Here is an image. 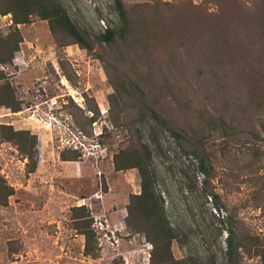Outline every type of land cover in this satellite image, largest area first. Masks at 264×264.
Segmentation results:
<instances>
[{"label": "rangeland", "instance_id": "rangeland-1", "mask_svg": "<svg viewBox=\"0 0 264 264\" xmlns=\"http://www.w3.org/2000/svg\"><path fill=\"white\" fill-rule=\"evenodd\" d=\"M59 1L87 47L38 14L15 24L0 10V36L16 28L21 36L16 50L0 47L9 59L0 63V264H162L148 235L129 227L138 218L132 195L142 191L139 168L128 167L134 151L153 170L179 264H264V120L234 99L248 89L228 47L229 106L213 82L220 0H123L128 27L115 0ZM103 20L115 30L110 40ZM3 125L38 135L36 171H26ZM75 149L80 160L61 159ZM80 205L98 232L97 258L75 228Z\"/></svg>", "mask_w": 264, "mask_h": 264}, {"label": "trees", "instance_id": "trees-1", "mask_svg": "<svg viewBox=\"0 0 264 264\" xmlns=\"http://www.w3.org/2000/svg\"><path fill=\"white\" fill-rule=\"evenodd\" d=\"M7 2V5H4ZM217 14L211 24V46L208 47V54L211 66L213 82L219 87L218 93L222 95L227 106L231 103L232 96L227 95L228 78L232 75L228 69L229 58L226 48L228 47L234 55L231 57L233 68L238 67V75L246 79L247 86L246 99L244 97H234L239 99L237 105L246 111L249 117L261 114V120H264V0H253V4H241L239 0H220ZM115 5L125 26H129L128 12L123 0H115ZM0 10L3 14L12 13L15 24L28 22L32 14H38L41 18L49 21L53 32L60 31L70 36L74 42L88 46L86 34L74 23L67 9L59 0H0ZM115 33L113 28H107L103 38L110 40ZM21 36L18 28L14 33L6 38L0 36V47L9 46V50H16L19 47ZM205 46L203 47L204 50ZM9 59L0 56V63L8 62ZM234 74V72H233ZM223 92V93H222ZM224 95V96H223ZM244 100V102H243ZM248 100V103H245ZM99 111V108H98ZM252 116H251V115ZM169 129L174 131L168 120L161 116L156 117ZM96 117H90L92 124ZM6 139L14 142L21 153L27 158L26 171L32 173L36 171L41 162V150L39 148V137L29 130H15L12 125H3ZM107 133L108 130L106 129ZM111 135V134H110ZM134 155V156H133ZM131 159L133 164L128 167H138L142 176V191L139 194H133L132 198L137 199V220L135 225L129 222V227L137 233H146L154 244V254H159L162 264H168L175 260L170 243L176 236V232L168 219L162 203L159 201V195L154 189V173L148 164L142 161L137 151L133 152ZM83 154L78 149L61 152V159L65 161L80 160ZM116 168L121 170L125 166L115 158ZM203 172L207 168L203 165ZM7 196L13 193L10 187ZM3 204H7L5 201ZM79 211L73 219L77 222L76 229L85 235V255L97 258L100 255L98 232L92 226L93 219L85 205L76 207ZM132 210V209H131ZM158 251L160 253H158ZM228 254L235 255L237 246L235 245L233 235L228 237ZM152 254V256L154 255Z\"/></svg>", "mask_w": 264, "mask_h": 264}, {"label": "built area", "instance_id": "built-area-1", "mask_svg": "<svg viewBox=\"0 0 264 264\" xmlns=\"http://www.w3.org/2000/svg\"><path fill=\"white\" fill-rule=\"evenodd\" d=\"M102 24L104 25L105 28H107L106 22H105L104 20L102 21ZM105 31H106V29L104 30V32H105ZM96 227H97V225H96ZM98 227H100L101 229H104V228H105V227H104V224H102V222H100V225H99ZM98 227H97V228H98Z\"/></svg>", "mask_w": 264, "mask_h": 264}, {"label": "crops", "instance_id": "crops-1", "mask_svg": "<svg viewBox=\"0 0 264 264\" xmlns=\"http://www.w3.org/2000/svg\"><path fill=\"white\" fill-rule=\"evenodd\" d=\"M116 225H117V227H118L116 230H118V231L121 232V230H123V229H122V228H123V224H122V222H119V223H117ZM109 226H110V224H109Z\"/></svg>", "mask_w": 264, "mask_h": 264}]
</instances>
